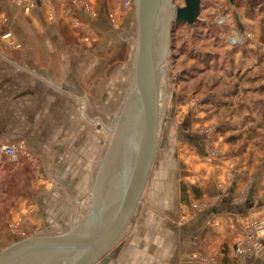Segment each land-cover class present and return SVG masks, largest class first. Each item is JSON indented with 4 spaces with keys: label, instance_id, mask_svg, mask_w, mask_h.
Returning <instances> with one entry per match:
<instances>
[{
    "label": "crops",
    "instance_id": "0c3cea01",
    "mask_svg": "<svg viewBox=\"0 0 264 264\" xmlns=\"http://www.w3.org/2000/svg\"><path fill=\"white\" fill-rule=\"evenodd\" d=\"M111 12L108 0H37L30 12L0 0V244L14 237L12 229L30 233L45 218L46 227H64L71 198L90 201L106 146L91 121L105 122L137 61L135 6L128 37V19L116 23ZM221 15L225 27L215 30ZM199 22L211 30L206 53L215 60V77L195 86L200 114L183 124L184 143L176 135L185 147L165 132L142 200L147 225L99 264H264V230L259 251L235 252L253 222L264 226V0H203ZM232 29L243 35L238 45L221 35ZM129 38L130 61L116 64L117 44ZM171 55L161 86L165 76L171 83ZM159 136L161 143V128ZM9 146L15 157L5 153ZM181 181L187 193L195 189L184 200Z\"/></svg>",
    "mask_w": 264,
    "mask_h": 264
},
{
    "label": "water",
    "instance_id": "95a60500",
    "mask_svg": "<svg viewBox=\"0 0 264 264\" xmlns=\"http://www.w3.org/2000/svg\"><path fill=\"white\" fill-rule=\"evenodd\" d=\"M203 0H135L139 37L130 93L111 129L84 222L67 233L14 243L0 264H95L121 238L141 203L159 148L160 86L173 25H195Z\"/></svg>",
    "mask_w": 264,
    "mask_h": 264
},
{
    "label": "rangeland",
    "instance_id": "374dc122",
    "mask_svg": "<svg viewBox=\"0 0 264 264\" xmlns=\"http://www.w3.org/2000/svg\"><path fill=\"white\" fill-rule=\"evenodd\" d=\"M108 3L111 6V17L114 22L117 23V21H120L121 18H127L128 19V24L126 25L124 34L125 37L130 36L131 33V21L129 20L130 18V11L131 9L125 6V0H108ZM176 5H184L185 0H175ZM135 6V5H134ZM223 18L224 21L226 22L225 15L217 16L215 17V26L214 29L216 30V26L219 25L218 19ZM226 24V23H225ZM225 24L220 25L221 27H225ZM135 25V22H134ZM200 24L196 23L193 26H190L185 23H180V24H174L173 25V32L171 35V44H170V49H169V54L171 52V58L169 59V64L172 65V72H171V80L169 83L168 82V76H165L163 79V84L160 86L162 87V93H161V143L159 141V148L158 150L162 149L163 150V136L165 135V132H171L173 131L175 137L173 139L174 144L178 142L177 146L179 148H182L184 145L180 143V141L183 142V138L180 135L182 132L181 129H183V124H188L192 121H195L197 119L196 116L200 114L199 110H201V104H200V98L197 97L196 95V84L198 78L208 79V82H211L213 79V76L215 77V70L214 66L215 64L213 63L215 60L213 59L212 53H206V51H209L208 49L212 48L213 42L211 41V38L209 34L211 33V30L207 31L204 28H201L202 26H199ZM199 27V28H198ZM236 30V29H235ZM230 31H225L221 32L222 36L226 35V37L230 34ZM238 31V30H237ZM212 34V33H211ZM204 36V37H203ZM126 39V38H125ZM204 43H203V42ZM130 38L129 41H123L122 44H117L118 48L120 50L118 51V55H116L118 58L116 64L118 62L126 64L127 62L130 61L131 58V48H130ZM202 42V43H201ZM115 43L112 42V45ZM172 48V49H171ZM120 53V54H119ZM114 56V54H113ZM178 58H182L179 60V62H176ZM115 65V63H114ZM191 66V67H190ZM190 67V71H186V68ZM203 68V70H208V74L205 76H199L200 74V69ZM114 70L115 68L112 67ZM133 75H134V69L132 71V76L129 81H127L123 86V90L118 91V98L117 101L113 105H109L106 109L107 116L105 117L106 120L105 122H99L97 120L92 119L91 125L93 129L99 128V130H102V134L105 135L103 137L106 141V146H105V151L102 154L101 157V162L105 156V153L107 151V148L109 147L113 133L111 129L114 128L116 125V118L119 116L123 110L124 104L127 100V97L130 93L132 81H133ZM168 75V74H167ZM162 82V79H161ZM169 85H171V89L169 90ZM111 93V92H109ZM113 93V92H112ZM112 95V94H111ZM110 96V94L108 95ZM111 102V101H110ZM210 126V125H209ZM205 126L199 127L200 131L202 132L205 130L206 132L211 131V126ZM195 128V127H194ZM198 128V127H197ZM192 132H196L195 129L193 130L191 128ZM160 134V133H159ZM176 135L180 138H176ZM177 140V142H176ZM180 143V144H179ZM161 145V147H160ZM185 147V146H184ZM195 150V149H194ZM193 150V151H194ZM102 151V152H103ZM194 153H197V150L194 151ZM158 154V151H157ZM156 154V156H157ZM199 154V153H198ZM195 154V155H198ZM201 157V154L198 155ZM156 160V159H155ZM101 163L98 164V169L95 172L92 180V190H91V198L88 203L81 204L79 200H74L71 198V201L69 203V210L72 215V218L66 219L68 222L64 225V227L61 228H50L46 227L44 224L48 222L49 220H43V224L40 225V227H35L30 233L27 232H18L19 229H12L13 232H15L14 237L10 238L9 240H5L4 243L0 244V253L8 246L11 244L13 245L14 243L20 242L24 239L28 238H33V237H40V236H53L61 233H67L71 231L73 228L79 227L85 220V218L88 215V212L90 210L91 204H92V192H93V186L95 183V179L99 170ZM186 165V163H185ZM181 164L177 165V169L180 170ZM153 168V167H152ZM179 172V171H178ZM180 173H177V179L179 181ZM150 181V178H149ZM148 181V184H149ZM148 188V185H147ZM147 188L143 194L142 200L144 199V196L146 195ZM181 195H183V200H184V193L187 189H190L189 187L187 188V185L184 181H181ZM187 194H195V189L192 188L190 193L188 192ZM78 195H76L77 197ZM142 200L141 203L139 204L136 212L134 213L132 219L130 220L125 232L119 239V241L113 246L115 247L118 243L126 241L131 234H134L138 232L142 227L147 225V221L145 224H142L141 222V214H142ZM75 201V202H73ZM195 204V203H194ZM194 209L196 208L193 206ZM199 209V206L196 208ZM65 220V221H66ZM51 221V220H50ZM61 221V220H60ZM161 223V226L163 227L164 220ZM259 222H253L250 227H255ZM29 231V230H26ZM17 233V234H16ZM260 235V233H259ZM11 237V236H10ZM247 237L242 238L238 237V240L236 242V254L238 256L243 255L240 252L237 251L238 246L242 245ZM112 247V248H113ZM260 249H258L259 251ZM95 264H99V261H97Z\"/></svg>",
    "mask_w": 264,
    "mask_h": 264
},
{
    "label": "built area",
    "instance_id": "2783aa9c",
    "mask_svg": "<svg viewBox=\"0 0 264 264\" xmlns=\"http://www.w3.org/2000/svg\"><path fill=\"white\" fill-rule=\"evenodd\" d=\"M48 2H52L54 0H46ZM17 3L23 8L25 12H30L32 8L36 5L37 0H17ZM135 5V0H125V6L128 8H133ZM219 25L225 24V21L223 18L218 19ZM5 36H10V33L6 34ZM227 41L232 45H238L243 40V35L235 30L232 29L230 31V34L226 37L224 35ZM5 153L11 157L16 156V147L15 146H9L5 149ZM264 230V226L262 223H258L255 227H251L249 234L247 236V240L245 242L238 246L237 251L245 256H251L255 254L258 249H261L263 246V241L260 238L259 233Z\"/></svg>",
    "mask_w": 264,
    "mask_h": 264
},
{
    "label": "trees",
    "instance_id": "16d2710c",
    "mask_svg": "<svg viewBox=\"0 0 264 264\" xmlns=\"http://www.w3.org/2000/svg\"><path fill=\"white\" fill-rule=\"evenodd\" d=\"M197 23H198V24H200V22H199V21H198ZM199 26H202V25L200 24ZM201 28H202V27H201Z\"/></svg>",
    "mask_w": 264,
    "mask_h": 264
}]
</instances>
